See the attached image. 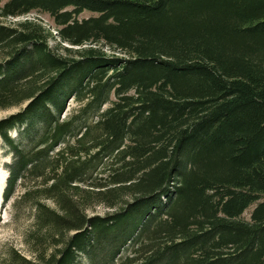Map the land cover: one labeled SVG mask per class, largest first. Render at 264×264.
I'll use <instances>...</instances> for the list:
<instances>
[{"label": "trees", "instance_id": "trees-1", "mask_svg": "<svg viewBox=\"0 0 264 264\" xmlns=\"http://www.w3.org/2000/svg\"><path fill=\"white\" fill-rule=\"evenodd\" d=\"M10 109L7 264H264V0H0Z\"/></svg>", "mask_w": 264, "mask_h": 264}, {"label": "rangeland", "instance_id": "rangeland-1", "mask_svg": "<svg viewBox=\"0 0 264 264\" xmlns=\"http://www.w3.org/2000/svg\"><path fill=\"white\" fill-rule=\"evenodd\" d=\"M96 14L84 11L82 12L78 19H87L89 17L95 16ZM25 20H31V21H39L43 24V26L50 30L53 36L55 35V25L51 18L43 13L39 12H33L28 14L27 16L16 18V19H8L5 21L7 25H14L16 23L25 21ZM56 40V39H55ZM57 41V40H56ZM49 46L51 48H55L56 42L52 39L49 41ZM105 52L107 54H116L113 53L108 49H105ZM77 104L74 100H69L66 108V112L63 114V117L70 115L74 110L77 109ZM16 109H10V110H0V119L8 116L9 114L15 112ZM10 160L9 153L5 150L3 147L1 141H0V264H7L10 261V253L11 250L16 251L21 256L32 259L33 257L28 251L27 245H26V236L33 231L32 226V220L33 215L31 212L27 211L26 205H22V207L14 212L13 207V200H15L17 197H20L22 195V188L17 187L15 190L13 199L9 202H3L2 194L3 189L6 184L7 179V173L4 170L3 166L4 164L8 163ZM253 209V206L250 207L244 214L243 217L245 219H249L250 213ZM109 210L102 206H96L93 210H90V214H97V215H104ZM82 264H86L84 261Z\"/></svg>", "mask_w": 264, "mask_h": 264}]
</instances>
